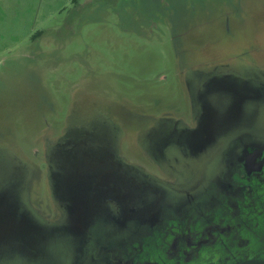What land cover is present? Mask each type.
<instances>
[{"label": "rangeland", "instance_id": "obj_1", "mask_svg": "<svg viewBox=\"0 0 264 264\" xmlns=\"http://www.w3.org/2000/svg\"><path fill=\"white\" fill-rule=\"evenodd\" d=\"M254 135L264 0H0V264L68 260L74 166L190 188Z\"/></svg>", "mask_w": 264, "mask_h": 264}, {"label": "flooded vegetation", "instance_id": "obj_2", "mask_svg": "<svg viewBox=\"0 0 264 264\" xmlns=\"http://www.w3.org/2000/svg\"><path fill=\"white\" fill-rule=\"evenodd\" d=\"M226 146L213 178L190 188L74 166L64 206L76 247L64 264H264V137Z\"/></svg>", "mask_w": 264, "mask_h": 264}]
</instances>
